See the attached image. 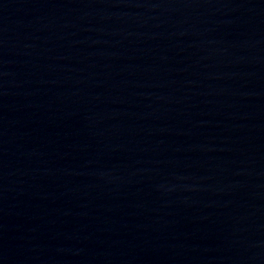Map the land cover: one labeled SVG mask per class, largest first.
I'll list each match as a JSON object with an SVG mask.
<instances>
[{"label": "water", "instance_id": "water-1", "mask_svg": "<svg viewBox=\"0 0 264 264\" xmlns=\"http://www.w3.org/2000/svg\"><path fill=\"white\" fill-rule=\"evenodd\" d=\"M0 264H264V0H0Z\"/></svg>", "mask_w": 264, "mask_h": 264}]
</instances>
